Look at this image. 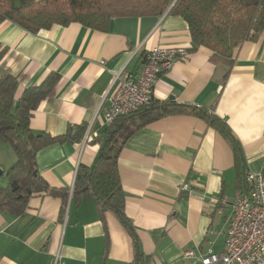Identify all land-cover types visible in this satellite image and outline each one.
Listing matches in <instances>:
<instances>
[{
  "label": "crops",
  "instance_id": "0c3cea01",
  "mask_svg": "<svg viewBox=\"0 0 264 264\" xmlns=\"http://www.w3.org/2000/svg\"><path fill=\"white\" fill-rule=\"evenodd\" d=\"M190 45L185 20L167 13L114 17L107 31L72 22L31 33L10 20L0 23V49L5 50L0 73L17 79L16 98L48 74L59 75L33 111L30 129L61 135L68 125H92L85 143L87 129L79 141L53 143L37 152L39 175L52 187L69 189L65 210L59 197L40 194L19 215L0 211V264H53L55 257L56 264L132 263V240L116 216L100 212L92 200L72 197L75 174L98 152L93 138L105 126L102 115L113 75L138 73L155 46ZM211 58L206 47L188 50L159 75L152 98L172 97L211 109L238 140L241 169H264V27L233 50L226 79L223 59ZM15 160L11 146L0 141L5 177ZM118 173L124 212L147 264H186V249L223 251L233 201L242 195L241 172L229 143L205 120L174 114L140 128L119 152ZM183 183L188 190L180 191Z\"/></svg>",
  "mask_w": 264,
  "mask_h": 264
},
{
  "label": "trees",
  "instance_id": "16d2710c",
  "mask_svg": "<svg viewBox=\"0 0 264 264\" xmlns=\"http://www.w3.org/2000/svg\"><path fill=\"white\" fill-rule=\"evenodd\" d=\"M0 0V23L10 20L23 29L37 33L53 25L80 23L88 28L107 31L111 19L118 16H158L163 13L181 16L187 23L190 48L206 47L212 60L223 59L231 66L233 50L243 41L253 40L264 27V0ZM0 49V61L4 54ZM59 79L50 73L38 85H29L15 97L17 79L10 73H0V141L11 146L16 160L7 173L5 185H0V211L21 214L31 197L48 194L59 197L62 212L69 195L67 188H55L39 175L37 152L53 143L79 141L85 132L84 123L68 125L61 135L34 132L29 122L39 103L52 92ZM188 114L205 120L229 143L235 166L241 172L242 194L248 190L243 178L241 147L224 118L206 107L183 104L169 97L152 98L147 105L117 117L105 125L93 138L98 152L89 167L79 165L72 187V197L92 200L100 212L110 211L129 234L134 257L131 264H147L148 257L139 248L134 226L124 212V192L118 173V156L125 141L137 130L161 117Z\"/></svg>",
  "mask_w": 264,
  "mask_h": 264
},
{
  "label": "built area",
  "instance_id": "2783aa9c",
  "mask_svg": "<svg viewBox=\"0 0 264 264\" xmlns=\"http://www.w3.org/2000/svg\"><path fill=\"white\" fill-rule=\"evenodd\" d=\"M188 50L185 46H155L146 52L138 73L122 70L114 74L105 96L103 125L147 105L159 75ZM91 127L86 128L84 143L91 138ZM243 178L248 190L233 201L223 251L202 254L186 249L182 253L186 264H264V169L244 170ZM184 190H188L187 183L180 186V191Z\"/></svg>",
  "mask_w": 264,
  "mask_h": 264
},
{
  "label": "water",
  "instance_id": "95a60500",
  "mask_svg": "<svg viewBox=\"0 0 264 264\" xmlns=\"http://www.w3.org/2000/svg\"><path fill=\"white\" fill-rule=\"evenodd\" d=\"M14 5L15 7H19L20 6V1L19 0H14ZM2 174V170H0V176Z\"/></svg>",
  "mask_w": 264,
  "mask_h": 264
},
{
  "label": "rangeland",
  "instance_id": "374dc122",
  "mask_svg": "<svg viewBox=\"0 0 264 264\" xmlns=\"http://www.w3.org/2000/svg\"><path fill=\"white\" fill-rule=\"evenodd\" d=\"M4 155H5V154H3L2 157H3ZM4 174H5V173H4ZM4 178H6V177H5V175L2 174V175L0 176V184H2V183L4 182V180H5Z\"/></svg>",
  "mask_w": 264,
  "mask_h": 264
}]
</instances>
